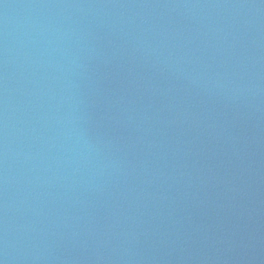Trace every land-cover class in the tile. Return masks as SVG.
Returning a JSON list of instances; mask_svg holds the SVG:
<instances>
[{
    "label": "water",
    "instance_id": "obj_1",
    "mask_svg": "<svg viewBox=\"0 0 264 264\" xmlns=\"http://www.w3.org/2000/svg\"><path fill=\"white\" fill-rule=\"evenodd\" d=\"M0 264H264V0H0Z\"/></svg>",
    "mask_w": 264,
    "mask_h": 264
}]
</instances>
